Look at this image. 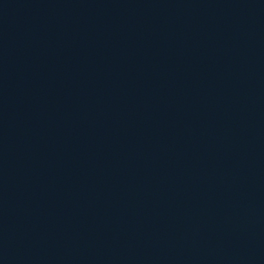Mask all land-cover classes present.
I'll return each mask as SVG.
<instances>
[{"label": "water", "instance_id": "obj_1", "mask_svg": "<svg viewBox=\"0 0 264 264\" xmlns=\"http://www.w3.org/2000/svg\"><path fill=\"white\" fill-rule=\"evenodd\" d=\"M0 264H264V0H0Z\"/></svg>", "mask_w": 264, "mask_h": 264}]
</instances>
